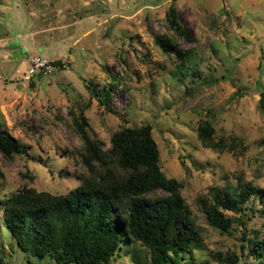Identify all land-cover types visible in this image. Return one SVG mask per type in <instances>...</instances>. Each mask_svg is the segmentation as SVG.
<instances>
[{"label":"rangeland","instance_id":"rangeland-1","mask_svg":"<svg viewBox=\"0 0 264 264\" xmlns=\"http://www.w3.org/2000/svg\"><path fill=\"white\" fill-rule=\"evenodd\" d=\"M175 6L190 40H178L181 62L166 55L157 36H170ZM60 62L49 77L25 79L30 60ZM112 94L110 107L98 95ZM95 93V94H94ZM264 0H0V126L27 150L0 152V202L32 188L64 195L81 184L87 167L76 121L111 148L123 127H153L164 174L183 183L185 207L200 240L180 264H264L242 257L244 227L212 229L201 203L212 190L224 196L248 183L257 196L245 206L247 230L264 240ZM217 140L243 145L222 152L204 148L200 122ZM231 219L239 214L225 211ZM109 264H150V252L123 242ZM0 252L7 264H55L21 251L0 210Z\"/></svg>","mask_w":264,"mask_h":264},{"label":"trees","instance_id":"trees-1","mask_svg":"<svg viewBox=\"0 0 264 264\" xmlns=\"http://www.w3.org/2000/svg\"><path fill=\"white\" fill-rule=\"evenodd\" d=\"M167 22L174 34L157 36L156 44L182 62L187 54L177 42L189 41L190 33L180 23L175 6L170 7ZM95 96L110 107V91ZM86 123L85 118L75 123L83 140L78 155L87 167L78 187L64 195L26 188L0 202L4 223L19 249L40 260L49 257L55 264H109L122 243L129 242L150 252V264H180L188 255L187 262L193 261V242L200 240V229L185 207L183 183L162 170L153 127H123L112 135L111 148L105 149L91 138ZM198 138L204 148L219 152L243 145L235 138L217 140L208 121L200 122ZM0 152L13 157L26 155L27 150L0 126ZM256 196L257 188L251 183L227 196L214 188L213 202H202L201 211L208 225L222 234L230 235L235 224L244 227L242 257L261 260L264 240L246 228L245 206ZM259 199L263 205L258 213L264 215V197ZM225 211L240 217L231 219ZM239 260L232 253L221 263ZM0 264H7L1 252Z\"/></svg>","mask_w":264,"mask_h":264},{"label":"built area","instance_id":"built-area-1","mask_svg":"<svg viewBox=\"0 0 264 264\" xmlns=\"http://www.w3.org/2000/svg\"><path fill=\"white\" fill-rule=\"evenodd\" d=\"M56 70V66L42 57L34 56L30 60V69L25 75V79L49 77Z\"/></svg>","mask_w":264,"mask_h":264},{"label":"water","instance_id":"water-1","mask_svg":"<svg viewBox=\"0 0 264 264\" xmlns=\"http://www.w3.org/2000/svg\"><path fill=\"white\" fill-rule=\"evenodd\" d=\"M262 105H264V93H263V98H262Z\"/></svg>","mask_w":264,"mask_h":264}]
</instances>
